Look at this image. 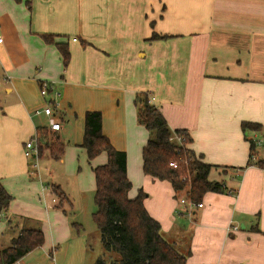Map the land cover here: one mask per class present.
<instances>
[{
    "label": "crops",
    "instance_id": "1",
    "mask_svg": "<svg viewBox=\"0 0 264 264\" xmlns=\"http://www.w3.org/2000/svg\"><path fill=\"white\" fill-rule=\"evenodd\" d=\"M0 32V187L12 197L0 211V250L31 225L45 236L15 264H69L79 255L63 249L74 234L62 200L53 201L55 187L64 191L51 172L52 192L43 190L39 162L49 169L53 159L26 149L38 127L50 130L51 118L35 115L50 102L59 104L52 119L65 145L56 161L77 158L86 169L85 114L101 112L103 134L127 156L129 198L146 193L147 211L187 264H264V169L251 161L256 137L264 165V0H0ZM44 35L68 46L67 67ZM43 82L54 86L47 96ZM140 93L172 131L187 132V149L213 167L208 180L223 185L202 208L190 211L188 199L177 201L185 192L145 175ZM106 162V154L88 160L91 171Z\"/></svg>",
    "mask_w": 264,
    "mask_h": 264
},
{
    "label": "trees",
    "instance_id": "2",
    "mask_svg": "<svg viewBox=\"0 0 264 264\" xmlns=\"http://www.w3.org/2000/svg\"><path fill=\"white\" fill-rule=\"evenodd\" d=\"M21 2L22 0H15ZM161 37L154 34L151 40ZM46 43L57 46L65 67L70 62V51L66 44L55 43L52 36L44 35ZM138 123L146 128L149 139L143 149V170L146 176L160 181H169L175 192H185L192 203H201L209 192H224L223 185L209 181L212 165L205 164L200 157L185 149L177 153L178 144L172 141L175 134H185L187 144L191 138L186 131H172L160 110L152 104L149 94L136 96ZM103 116L98 111L85 114V132L81 147L85 150L89 162L102 154L107 155L104 165L93 168L95 177V205L97 211L93 218L97 225L100 241L105 254L95 264H187L186 258L161 234V225L147 211L144 201L146 193L139 191L135 199L129 198L132 189L127 174V156L116 150L103 134ZM244 129L258 130L259 125L244 123ZM38 150L46 145L53 160H61L65 154V145L60 136L47 127L37 128ZM254 149V145L252 146ZM177 167H170V162ZM264 169L263 163H252ZM185 179L186 181H184ZM60 200L66 195L54 188ZM12 197L0 187V211L7 209ZM45 241L43 231L25 229L13 240L12 246L0 250V264H15L28 253L42 247ZM118 257H117V256Z\"/></svg>",
    "mask_w": 264,
    "mask_h": 264
},
{
    "label": "rangeland",
    "instance_id": "3",
    "mask_svg": "<svg viewBox=\"0 0 264 264\" xmlns=\"http://www.w3.org/2000/svg\"><path fill=\"white\" fill-rule=\"evenodd\" d=\"M42 148L45 155L48 154L44 143ZM84 162L86 169L79 165L77 158L74 161L67 160L65 164L53 160L49 169H46L44 161L39 162L40 171L46 176L45 186H51V178L47 176L51 172L53 181L62 188L66 195V200H62L63 209L60 212L61 216L67 220L74 234V241L63 244V249L65 248L68 254L66 247L72 245L70 254L72 252L79 254L78 258L73 257L70 259L68 257L69 264H95L97 259L105 254L100 241L99 231L93 218L97 211L94 174L89 166L87 156ZM176 196L179 202L182 197L186 200L188 199L185 193L177 194ZM64 210L67 211L66 214H64ZM27 228L38 229L39 227L31 225ZM83 249L86 251L85 255H83Z\"/></svg>",
    "mask_w": 264,
    "mask_h": 264
},
{
    "label": "built area",
    "instance_id": "4",
    "mask_svg": "<svg viewBox=\"0 0 264 264\" xmlns=\"http://www.w3.org/2000/svg\"><path fill=\"white\" fill-rule=\"evenodd\" d=\"M4 40V37L2 35V33L0 32V44L3 42ZM54 91V86L48 82H43L41 85H40V93L42 96H47L50 92H53ZM55 96L58 97L59 94L55 92ZM153 98L151 99V102H152ZM59 104L56 103V102H50L44 109L42 110H36L35 111V115L38 116V115H46L48 117L51 118L50 120V130L51 131H60V123L55 120V119H52L55 114H54V107L55 108H58ZM172 141L176 142L178 144V148H177V153L180 154L182 151H184L186 148H187V139H186V135L185 134H175L172 138ZM253 143H254V148L252 153H251V161L252 163H257V149L260 148V146L262 145V141L258 140L256 137L255 139H253ZM26 149L28 151H33L35 153V155L38 154L39 150H38V134L36 133L34 135V137L28 141L26 143ZM170 167H177V163L172 161L170 162ZM36 167L38 165H35ZM184 181H186L185 179H183ZM43 190L44 191H47V192H52V189L51 187H47V186H44L43 187ZM53 201L54 202H57V198H56V195L54 193V198H53ZM182 203H186V199H182L181 200ZM189 202V209L190 211H192V209L194 208H202L203 207V204L202 203H192L190 200H188ZM230 230H234V231H237L239 230V226H231L230 227Z\"/></svg>",
    "mask_w": 264,
    "mask_h": 264
}]
</instances>
